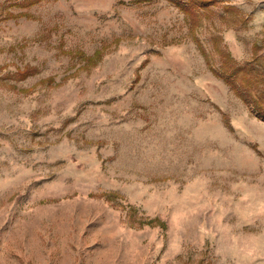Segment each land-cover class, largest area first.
<instances>
[{"label": "rangeland", "instance_id": "rangeland-1", "mask_svg": "<svg viewBox=\"0 0 264 264\" xmlns=\"http://www.w3.org/2000/svg\"><path fill=\"white\" fill-rule=\"evenodd\" d=\"M23 1L0 0V264H264V120L184 15ZM196 37L217 73L219 50L263 57L264 0L210 7Z\"/></svg>", "mask_w": 264, "mask_h": 264}, {"label": "trees", "instance_id": "trees-1", "mask_svg": "<svg viewBox=\"0 0 264 264\" xmlns=\"http://www.w3.org/2000/svg\"><path fill=\"white\" fill-rule=\"evenodd\" d=\"M40 0H25L21 4L22 7H30L37 4ZM172 6H174L180 13L184 15L186 23L189 25V31L194 39L199 52L203 56L207 66L210 70L220 78L229 88L238 96L245 104L253 109L258 118L264 120V56L261 57L254 53V60L246 65H240L236 63L231 56L220 51L221 65L220 72L212 70L210 60L206 55L201 43L196 37V31L200 27V20L204 13H208L210 7H215L219 4H223L224 0H167ZM225 12H231L233 7L225 5L223 7ZM18 17H29L25 13L13 14L8 12L6 19H15ZM244 20L242 19V22ZM216 45L219 38H215ZM102 50H97L92 57L87 58L90 63L96 64L101 59ZM263 61L262 64H258L259 61ZM259 65H262L261 67ZM85 67V66H84ZM19 80H24L28 76L34 74V69L24 68L23 70H17ZM51 81V78L46 82ZM225 125L232 130V126L227 117H224ZM149 225H153L150 221ZM157 223V222H156ZM155 224V223H154ZM158 224V223H157ZM164 229L163 224H158Z\"/></svg>", "mask_w": 264, "mask_h": 264}]
</instances>
